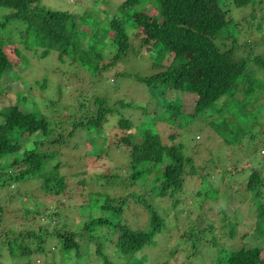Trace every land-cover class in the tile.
<instances>
[{"label": "trees", "instance_id": "obj_1", "mask_svg": "<svg viewBox=\"0 0 264 264\" xmlns=\"http://www.w3.org/2000/svg\"><path fill=\"white\" fill-rule=\"evenodd\" d=\"M0 8L11 10L0 22V30L14 22L22 26L16 29L21 30L22 41L13 44L0 39V94L5 82L30 85L16 76L15 61L23 62L29 70V56L41 48L39 58L54 49L59 63L75 65V71L96 80L89 81L94 86L90 85V90L69 96L79 104V119L71 116L72 130L66 134L54 135L47 115L31 108L32 101L20 90L17 104L0 110V192L16 186L8 204L12 206L15 197L21 204L16 208L0 206V257L7 252L14 263L33 252L53 249L63 260L69 259V264H77L83 255H91L92 264L100 260L96 264H143L135 256L141 251L144 255L143 251L154 245L169 216L164 209H178L186 183L201 184L196 198H210L220 191L225 172L236 176L244 164L250 173L232 187L240 190L238 185L244 186L242 190L247 189L252 201H232L239 206L232 219L225 214L219 219L220 234L224 242L239 234L264 241V156L254 166L247 164L249 156L264 149V0H125L119 9L123 17H112L104 26L96 19L89 20L88 13L79 18L48 10L40 0H0ZM127 27L133 36L128 37ZM8 44L14 47L15 61L7 55ZM42 81L38 85L44 91L49 83ZM101 86L109 89L100 90ZM101 91L104 94L100 95ZM67 93L58 87L60 101ZM187 101L193 106L186 109ZM39 104L47 109L54 105ZM66 109L69 111V106ZM194 122L206 133L201 138L193 133L189 148L188 129ZM113 124L124 133L115 147L129 149L128 179L117 173L102 176L94 179L95 191L87 194L84 203L77 197L67 198L61 145L81 129L90 135L100 134L90 141L102 148L107 143V127ZM162 124L175 127L166 142L159 128ZM203 136L216 141V147L198 144V137L202 140ZM51 145L57 148L45 149ZM204 151L207 157L202 156ZM89 154L87 158H94L95 153ZM242 159L247 162L242 164ZM18 168V175H13ZM79 175L84 176L85 171ZM41 181L40 191L43 188L47 203L38 200L27 206L17 186ZM78 185L88 189L85 180ZM226 186L221 192L231 188ZM113 190L118 195L110 193ZM93 203L96 208L91 207ZM131 203L142 207L147 216L144 223L132 222L139 214ZM65 210L78 215L80 221L69 225L71 215ZM127 214L134 218L129 220ZM19 217L29 220L27 228L21 230L25 223L5 227L6 220ZM247 224L251 230L242 233L240 229ZM198 237L182 235L181 239L197 241ZM223 244H211L216 252L213 264H264V248ZM11 246L21 254L13 257Z\"/></svg>", "mask_w": 264, "mask_h": 264}, {"label": "rangeland", "instance_id": "obj_2", "mask_svg": "<svg viewBox=\"0 0 264 264\" xmlns=\"http://www.w3.org/2000/svg\"><path fill=\"white\" fill-rule=\"evenodd\" d=\"M124 1L125 0H40V5L48 10L68 12L69 14L75 15L77 17L86 15L88 13L90 14L89 16H87L90 17L88 18L89 20L96 19L98 20L100 25L104 26L105 22L108 23L107 21L112 17H123L119 9ZM150 11L151 10H149L148 12ZM10 13L11 10L0 8V22H2L3 19ZM96 17H98L99 19H97ZM238 19H240V17H238ZM20 27L22 26H20L19 22H14L8 25L4 30L1 29L0 39L9 43L22 41V38L20 37L21 30L20 32L16 30ZM22 29H24V27ZM130 29L131 28L129 27L126 28L129 35L128 37H131L134 34L133 30ZM94 33L99 34L100 32L95 31ZM134 42L136 41L134 40ZM13 49L14 47L10 46V44L5 46L7 55L10 58H13ZM41 51L42 48L40 49V52ZM40 52H38L36 55L35 53H33V56H29V63H31V65L28 66V68L30 67L29 70L24 69L23 62L15 61L14 59L16 58H13V61L16 62L15 66L17 67L15 71L16 76H19V78L22 77L30 85H23L19 82L3 83L2 85L5 91L0 94V110L16 105L17 92L20 90L24 97H27L29 101H32L31 108H39L44 112L45 115H47L51 123V127L56 131L54 132V130L51 129L54 132V135H57V132L66 134L68 133V131L72 130L73 120L71 116H73V119L75 120L79 119V115L76 114V110L79 109V104H77L73 100L71 102L69 96L71 95V97H77L79 94L78 92L86 91L87 89L90 90L91 84L89 83V81L96 80L91 79L87 75H84L82 71H75V65L69 66L67 64L62 65V63H59L57 61L58 53L54 49L49 50L50 53L44 58H39L41 57ZM147 65H150V62H148ZM142 70H144L143 66L141 67V71ZM17 73L19 75H17ZM42 80H46L45 82L49 83V86L44 91H42L38 85L44 82ZM75 82H77V84L72 85ZM60 86L63 87L64 90L66 89L68 91V93L61 98V101L58 98V87ZM91 87L94 86L91 85ZM102 88L109 89V87L107 86H101L100 90ZM94 90L95 88H93L92 92ZM138 90L139 89H137L136 91L137 93H139ZM101 92L102 93L100 95L104 94V91ZM64 93L65 92L63 91L61 94ZM119 93L123 94V91L120 90ZM124 94H127V92H124ZM66 97H68V102H66ZM39 102H43L44 104L46 103V105L52 102V104L54 105H49L50 108L47 109V107L41 106ZM261 102L262 100L260 101V103ZM185 104L186 109L190 107V105L193 106L191 101H187V103L185 102ZM67 106H69L70 108L69 111L68 109H66ZM167 106L168 104H166V107ZM250 110L253 111L254 109ZM113 125L111 127H107V136L105 137L107 139V143L104 144V146L102 147L103 149L100 148V145L98 143L92 142L91 144L90 141H94L95 139H98V137L100 138V134L90 135L87 132H82L81 129H76L74 131L76 133L74 134L73 138L67 140L65 145H61L62 147H60V161L62 163H65L64 167L61 170V174L64 176H68L67 179L69 189L68 191H66L67 198L77 197L80 203H84L86 201L87 194L90 191H95V184H93L94 179H101L102 176H112V174L117 173L120 178H123L125 180L128 179L127 177H129V168L127 165L129 164V149H125L123 146L121 147L122 149L119 150L115 147V143L119 144L118 141L122 136H124V133L119 128L115 127V125L113 127ZM189 127L190 128L188 129L189 134L187 136V146L191 148L192 145L189 137L195 132L200 137L205 134L206 131L199 127L195 122ZM159 128L164 133V142H166V137L173 133V129H175L173 125L170 127L164 124H162ZM199 137L197 139L198 144H201L203 147L207 149L216 147V141L212 142L206 136H203L202 140L200 139L201 137ZM22 145H25V143L22 142ZM46 148L55 149L57 147L51 145L46 146L45 149ZM89 152L95 153V155H92V157L94 156V158H92L91 160L87 158V156L90 155ZM263 152L264 149H261V151H259L256 155L249 156L250 160H248V162L246 159H242V164L246 162L250 166L258 164V162L261 161L260 159L264 156ZM205 155L207 157V152L204 151V154H202V156ZM221 164L232 165V163L229 162H222ZM245 166L246 165L244 164V168L237 170L238 174L236 176L231 177L230 171L225 172V176H223L225 177V181L224 184L221 183L222 185L219 187L220 191L212 193L210 198H205L204 196L196 198V193L198 192V190H200L201 184L197 185V183L194 181H192L190 184L186 183V191H182L183 193L179 198L180 206L177 210H172L171 206H168L164 209V213H169V216L164 223L165 225L162 233L159 234V236L155 239L154 245H152L148 251H143L144 255L141 254V251L135 256L136 260L139 263L143 264H213L216 252L212 249L211 244L214 243L219 245L223 242L225 246L228 247L243 246L246 249H250L255 246L264 248V241H262L261 238L253 237L252 239L251 236L242 238V236H240L239 234L235 240L228 239V241L224 242V240L222 239V235L220 234L221 224H219V219L223 218V214L232 219L234 214L233 211L236 210L239 206V204H234L232 203V201L239 198H242L244 200L251 199L252 201V197L250 196V193L247 191V189L242 190L244 189V186L238 185L240 190H238L236 186L232 187V185L238 183V180L242 181L247 173H250V168L248 169V167ZM20 168L22 170L24 169L23 166ZM231 169L232 168L228 170ZM19 170V168L15 169L12 174L15 176L18 175ZM82 171H85L84 176L79 175ZM241 174L245 175L238 177ZM81 180H85L87 182L88 189L85 190V188L78 185V182ZM41 184L42 181L32 184L22 182L17 186V190L18 192H20L19 194H21V196L23 197V203H25L27 206L33 205V203L38 200L45 204L47 203V200L44 199L43 196V188L40 191ZM228 184L229 186H231V188L221 192L222 190L227 188L226 185ZM13 185L15 186V184ZM188 185H190L192 188L188 187ZM14 191H16V186L11 187L8 190L3 189V191L0 192L1 207H4V205H6V208L20 207L21 204L17 202L16 197L13 199V202H11L13 203L12 206L8 204V201L10 200L9 196H14ZM114 191L115 190L110 191V193H113ZM114 194L118 195V192L115 191ZM140 195L144 196L146 194L144 193L142 195V193H140ZM149 195L150 194H148V197H146V200L150 198ZM15 196H17V194ZM154 197H156V195ZM156 199L157 198H155L154 201ZM166 199L168 200L167 196ZM72 201L77 203L76 200ZM131 204L134 205V212H138L139 216L138 218H136V220H132L134 217L131 214H127L126 216H128L129 220H132V222L136 221L133 222L135 224L144 223L147 219V216L145 213L144 216L142 207L136 203ZM90 205L91 207L96 208V204L93 203ZM180 210H182V213H179ZM65 212L71 215L70 219L67 220V223L69 225L72 226L73 224L80 221L78 215L66 210ZM21 216H23V213H21ZM177 221L178 227H176ZM191 221H193V223H191ZM5 222L6 228H12L13 224L20 225L21 223H25L26 225H24V227H21V230L27 228V225L30 224L29 220H26L23 217L6 220ZM80 225L81 222L78 223V228L81 227ZM76 227L77 226H75V229ZM241 230L242 233L249 232L251 230V226L247 224L245 228L243 229L242 227L240 231ZM225 232H227L228 236V231L226 230ZM182 235H187L190 238L192 236H199V239H196L197 241L183 240L181 239ZM82 245H87V243H84ZM11 251L13 253V257H16V255L14 254H21L15 246H11L10 252ZM47 251L48 252L45 251L43 253L33 252L26 257L23 256L21 259L16 260L17 263L15 261L13 263V258L11 259L8 253L5 252L0 257V264H69V259H67L66 261L63 260V257L61 254H59L58 250L52 249ZM261 257H264L263 253ZM92 261L93 260L91 259V255H83L80 257V261H78L77 264H92ZM100 262L101 260L95 262V264Z\"/></svg>", "mask_w": 264, "mask_h": 264}]
</instances>
